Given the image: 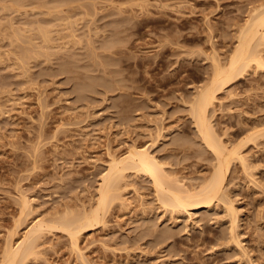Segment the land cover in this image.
Returning <instances> with one entry per match:
<instances>
[{
  "label": "rangeland",
  "instance_id": "obj_1",
  "mask_svg": "<svg viewBox=\"0 0 264 264\" xmlns=\"http://www.w3.org/2000/svg\"><path fill=\"white\" fill-rule=\"evenodd\" d=\"M262 8L264 0H0V264L39 221L49 227L19 264H264V46L263 65L218 90L207 111L241 157L229 161L216 200L172 209L126 166L76 248L50 226L92 211L110 159L135 149H148L183 191L210 182L216 158L190 102Z\"/></svg>",
  "mask_w": 264,
  "mask_h": 264
},
{
  "label": "bare ground",
  "instance_id": "obj_2",
  "mask_svg": "<svg viewBox=\"0 0 264 264\" xmlns=\"http://www.w3.org/2000/svg\"><path fill=\"white\" fill-rule=\"evenodd\" d=\"M263 10L258 11L259 13L257 12L254 16L252 14V17L248 20L244 29L240 31L237 38V46L235 50H233L231 57L227 60L226 65H223L224 67H220V63L219 65H215V67H217L209 83L198 89L192 102H190V117L194 120L197 133L207 149L210 150L216 158V167L210 182L196 193L183 191L181 188L173 185L170 179L168 180L165 174H163L158 162L150 156L148 149H135L125 158L110 159L108 172L102 176L101 183L98 187L96 207L94 206L95 208L92 211L89 213L86 212L80 217H77V215V218L73 216L74 219H71V217L68 219L61 218L59 219L60 221L58 220L51 223V227L60 228L62 231L66 232L69 235L71 243L76 248L79 234L82 232L81 230L86 228V226L91 227L95 222L97 223L98 218H100L99 215L106 211L107 206L110 205L114 197H116V191L118 189L117 184H119V179L121 178V176L118 178V175L119 173L122 174L121 171L124 170L126 166L130 169H135L139 173L141 172V174L143 173L145 176L147 175L152 180L155 191L160 195L161 199H163V204L172 209L191 210L198 208L200 205L209 204L217 199L224 180V172L228 167L229 161L232 160V158L235 159V156L237 157L238 150L236 151V148L229 150L222 144V140L217 137V134L215 135L214 129L210 125L207 111L208 108L213 106V102L216 100L215 95L218 90H221L223 86L225 87L230 81L238 77L237 75L247 72L246 70L250 69L249 67L252 63L256 65V68L263 65L260 61L261 56H259L257 50L261 46H264V31L262 29L264 26ZM255 135L251 134L250 140ZM239 158L241 157L239 156L238 159ZM241 160L243 162V159ZM229 209L231 215H234L232 208ZM47 227H49V225L48 223L46 224L45 221H39L32 226V229L28 231L25 237L23 235L24 238L20 244L18 243L16 248H10L4 254L1 264L21 263L20 259L24 257V253L26 251L29 253L30 247L32 248L33 240L36 239L41 232H44V229ZM28 243L32 246L27 247V249L26 246ZM27 252L25 254H27ZM78 253L81 255V252Z\"/></svg>",
  "mask_w": 264,
  "mask_h": 264
}]
</instances>
